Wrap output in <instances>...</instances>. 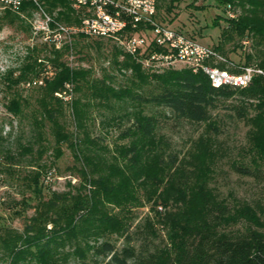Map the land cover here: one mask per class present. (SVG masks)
Wrapping results in <instances>:
<instances>
[{
  "label": "trees",
  "instance_id": "trees-1",
  "mask_svg": "<svg viewBox=\"0 0 264 264\" xmlns=\"http://www.w3.org/2000/svg\"><path fill=\"white\" fill-rule=\"evenodd\" d=\"M40 1L45 9L56 12L57 20L68 25L79 23L78 18L72 22L69 0ZM160 1L167 3L166 11L170 12L174 5L189 0H156V11ZM214 1L225 11L232 5L242 7L236 18H225L222 40H232L233 35L264 40V7L258 8L254 1L247 0ZM32 6L25 3L21 9ZM237 44L233 49L241 47ZM213 49L222 51L220 44ZM152 50L159 51L155 47ZM37 52L32 48L19 67L5 71L2 78L8 89L23 83L28 87L41 80L45 63L34 56ZM118 55L121 53L116 52L113 64L120 72L131 71L134 80H130L129 86L115 87L108 76L89 81V72L70 68L57 51L44 58L55 73L32 87L40 92L36 98L38 109L31 116L29 140L18 143L16 153L29 155L28 165L35 171L28 180L33 184V192L40 195V178L49 171L40 164L47 151V125L53 138L54 157L61 156L62 144L71 149L81 165L79 189L86 192L72 201L56 194L46 201L39 199L30 224L22 232L0 234V264H66L71 258L65 252L67 245L74 248V259L85 262L92 258L94 264H264V207L248 202L230 206L209 183L213 168L222 157L216 139L209 134V130L216 129L211 111L219 101L238 97L239 103L233 107L235 116L250 128L252 140L264 152V75L253 76L243 88L214 87L201 71L168 70L150 76L142 71L133 55L122 54L121 62L117 61ZM249 59L247 54L244 65L251 66ZM64 85H72L75 91L87 89L90 96L88 101L76 98L69 103L74 122L72 133L66 132L59 122L63 102L57 93ZM147 85L153 88L138 91ZM90 100L96 108L113 109L117 104L123 110L114 117L102 116V124L129 123L119 132L118 139L125 143L115 145V156L105 155L108 146L89 129ZM24 103L17 95L7 101L5 110L12 118L20 117ZM144 106L166 110L172 117L189 123H204L207 129L180 154L159 135L157 118L145 114ZM4 144L7 137L0 130V149L11 153ZM9 158L14 159L12 155ZM233 168L247 177H258L261 172L260 168ZM104 205L123 207L125 212L120 218L111 217ZM131 207L147 208L145 216L134 226ZM103 228L122 238L121 247L98 239L90 244L92 233L96 235ZM74 235L86 246L84 251L77 250L71 242Z\"/></svg>",
  "mask_w": 264,
  "mask_h": 264
},
{
  "label": "rangeland",
  "instance_id": "rangeland-1",
  "mask_svg": "<svg viewBox=\"0 0 264 264\" xmlns=\"http://www.w3.org/2000/svg\"><path fill=\"white\" fill-rule=\"evenodd\" d=\"M247 1H254L255 6L258 8L259 6L264 7V0ZM30 4L33 6L26 8V10L20 8L12 11L0 7V130H2V135L7 137V144H4V146L9 147L11 152L7 154L0 149V234L9 231L22 232L24 227L30 224L29 220L34 216V210L39 199L46 201L53 197V194H56L62 199L72 201V198H75L79 193L86 192L79 189V185L82 183L81 165L74 158L71 149L66 144H62L61 156L59 158L54 157L51 150L53 138L47 125L45 127L47 140L45 147L47 151L43 154L40 164L44 166L43 170L49 171L45 174V171H43L42 174L44 175L40 178L41 182L43 181L41 194L37 195L33 192V184L28 179L35 168L28 165L29 155L21 156L17 155L16 152L18 143L24 144L29 140L31 116L37 113L36 98L39 97L40 92L38 88H32L35 85L31 84L27 87L24 83L8 89L2 78L5 71L9 68L19 67L25 61L28 51L36 48L39 52L35 53L34 56L38 55L45 63V71L43 72L44 75L40 77L41 80L51 78L55 73L51 63L44 60L46 56H51V51L62 53L61 61L70 68L89 72V81L108 76L112 85L123 87L129 86L131 79L134 80L130 70L120 72L112 61L116 52L117 54L121 53V55L116 56L118 62L124 59L122 54H128L122 45L121 37L99 38L72 35L65 40L61 49L45 47L39 38L32 33V24L37 14L43 11L56 22L64 25L68 24L57 20L56 12L45 9L40 0L37 4ZM69 5L73 10L72 22H74V18L79 19L80 12L75 11L70 2ZM167 6L166 2H159L156 18L158 22L194 38L203 45L214 48L220 44L222 51L217 52L226 61L244 65L245 56L249 54L248 64L264 71V62L261 61L264 59V40L257 37L246 38L242 36V38H239L234 35L232 40L224 41L220 38L221 30L226 27L225 18H236L237 14L242 11L240 5H232V7H227L225 11L214 0H189L174 5L170 12L166 11ZM8 13L10 15H7ZM215 22H217L216 26L214 25ZM237 43L241 47L233 49ZM145 56L142 51L141 55L132 56V58L140 65L142 71L150 76L163 74L168 70L188 69L194 73L197 72L184 62H174L172 64L149 62V65H146ZM216 64L223 68L228 67L222 61H218ZM228 69L230 70L229 67ZM233 71H236V69ZM152 88V85H147V87L138 89V91ZM17 95L25 101L22 108L23 114L20 117L12 118L5 110V104ZM57 96L63 102L59 122L66 132L72 133L74 132V122L69 103L76 98L81 100L84 98L88 101L90 99L88 91L87 89L75 91L72 85H64ZM93 102V100H90L87 108L90 117L88 120L89 129L93 136L103 138V144L108 146L105 155L107 157L115 156V145L125 143V141L118 139L119 132L127 127L129 123L118 121L113 123L114 125L111 122L108 123L109 125L102 124V116L104 118L114 117V115H120L123 110H120L117 104L113 105V109L107 107L96 108L90 105ZM238 103L237 96L228 100H221L211 111V120L216 125V129L209 130V134L216 139L222 157L215 164L209 183L219 197L226 199L230 206L248 202L252 205L258 203L264 207V152L260 151L258 144L252 140L249 133L250 128L243 121L236 118L233 107ZM143 108L145 114H152L157 118L159 135L164 136L171 144V148L180 154L184 153L192 141L207 129L204 123L193 124L174 118L166 110L163 111L160 108L148 106ZM10 155L14 158L13 160L9 158ZM33 156L35 158V155ZM234 165L250 169L260 168L261 172L258 177L243 176L235 171ZM44 177H46L45 180ZM118 195L122 197V194L119 193ZM122 206L126 205L123 204ZM105 209H107L109 216L117 218H120L122 213L125 212L123 207L118 208L114 205H106ZM129 212L135 218L132 225L134 226L145 216L147 208L131 207ZM50 228L51 224H48L47 229ZM99 230L101 231L96 235L92 233V238H89L91 240L90 244L94 242V239H98V242L108 241L114 244L116 248L121 247L122 238H118L112 230L106 228ZM73 240L71 242H74L73 245L77 250L84 251L86 249V246L77 236ZM70 246L67 245L65 248V252L68 251L71 255L66 264H94L92 258L85 262L74 259V248Z\"/></svg>",
  "mask_w": 264,
  "mask_h": 264
},
{
  "label": "built area",
  "instance_id": "built-area-1",
  "mask_svg": "<svg viewBox=\"0 0 264 264\" xmlns=\"http://www.w3.org/2000/svg\"><path fill=\"white\" fill-rule=\"evenodd\" d=\"M38 0H0V7L16 11L25 3ZM80 12L79 23L64 25L41 11L32 24V33L48 48L61 49L72 35L118 38L127 53H145V63L172 64L184 62L201 71L214 87L243 88L253 76L264 71L253 66L226 61L212 47L197 42L156 19V0H69ZM246 43V42H244ZM155 47L159 49L152 50ZM222 61L228 67H220ZM232 69V71H231ZM236 71H233L235 70ZM41 85L42 80L33 82Z\"/></svg>",
  "mask_w": 264,
  "mask_h": 264
}]
</instances>
